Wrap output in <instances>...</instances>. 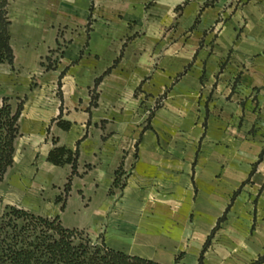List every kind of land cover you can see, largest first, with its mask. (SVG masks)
<instances>
[{
	"label": "crops",
	"instance_id": "1",
	"mask_svg": "<svg viewBox=\"0 0 264 264\" xmlns=\"http://www.w3.org/2000/svg\"><path fill=\"white\" fill-rule=\"evenodd\" d=\"M1 9L13 62H0V106L23 105L1 207L60 216L164 264H179L192 213L208 230L226 215L237 261L264 254V0H0ZM55 145L78 151L67 196L73 169L48 160Z\"/></svg>",
	"mask_w": 264,
	"mask_h": 264
},
{
	"label": "trees",
	"instance_id": "2",
	"mask_svg": "<svg viewBox=\"0 0 264 264\" xmlns=\"http://www.w3.org/2000/svg\"><path fill=\"white\" fill-rule=\"evenodd\" d=\"M8 24L5 10L1 9L0 62L12 63L13 50L9 42ZM22 109V103L14 108L8 98L0 106V182L5 179L8 168L13 164ZM57 124L65 130L71 126L69 121L61 118ZM77 159L78 151L63 145H55L48 154V160L56 165H72V174L65 189L66 196L72 177L78 173ZM122 174L121 167L116 172L114 186H124L121 184ZM58 199L63 197L59 196ZM82 234L77 228L65 227L60 216L45 217L7 205L0 213V264H164L128 254L108 246L105 242H94ZM207 244L208 242L204 249ZM262 262L264 254L259 256L255 264ZM199 264H203V254Z\"/></svg>",
	"mask_w": 264,
	"mask_h": 264
},
{
	"label": "rangeland",
	"instance_id": "3",
	"mask_svg": "<svg viewBox=\"0 0 264 264\" xmlns=\"http://www.w3.org/2000/svg\"><path fill=\"white\" fill-rule=\"evenodd\" d=\"M240 77V75H237V82L239 81ZM160 100L161 98L159 99V102H157V104L161 103ZM137 155L138 154L136 149L133 151L131 162L127 165L124 164V166L122 167L123 174L121 177V184L125 185L127 175L134 167ZM117 188L121 187L119 186ZM3 209L4 208L0 205V213L3 211ZM197 217V212H194L190 215L189 236L185 237L184 244L177 250L174 257L175 262L179 264H199L200 257L203 254V264H240L241 262H238L236 259L237 254L235 251V246H231L230 240L227 238V234H224L222 231L225 230L226 215L221 217L216 227L214 228L215 230L198 228ZM79 230L83 232L82 235L84 237H88L94 242L106 243L102 233H99L98 236H96L95 234L90 233L87 228H81ZM168 231L170 232L171 230ZM207 242V247L206 249H204V246ZM181 249L186 250V254L182 252ZM222 257H224V259H222ZM258 258L250 264H255ZM258 264H264V262Z\"/></svg>",
	"mask_w": 264,
	"mask_h": 264
}]
</instances>
